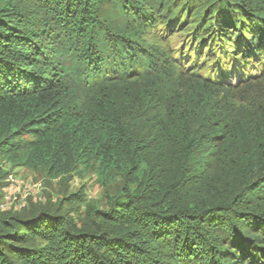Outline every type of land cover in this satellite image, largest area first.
Here are the masks:
<instances>
[{"label":"trees","instance_id":"obj_1","mask_svg":"<svg viewBox=\"0 0 264 264\" xmlns=\"http://www.w3.org/2000/svg\"><path fill=\"white\" fill-rule=\"evenodd\" d=\"M0 160L115 190L0 264H264V0H0Z\"/></svg>","mask_w":264,"mask_h":264},{"label":"rangeland","instance_id":"obj_2","mask_svg":"<svg viewBox=\"0 0 264 264\" xmlns=\"http://www.w3.org/2000/svg\"><path fill=\"white\" fill-rule=\"evenodd\" d=\"M175 45H178V48H185L188 45L187 50H190V38L182 37L175 42ZM197 52L189 53L186 60L197 59ZM202 58L200 54V59ZM228 63L229 65H225ZM225 64L223 65L229 76H239L241 70L239 66L231 63L229 59H226ZM252 69L250 67V72ZM0 167L3 171H7L0 178V181L4 182L0 183V215L13 212L19 216H25L32 211L45 208L59 210L62 213L69 211L72 214L77 209L87 210L96 204L105 206L108 201L107 194L115 193L114 187L109 190L102 187L93 175H88L85 179L75 177L67 181L61 176H48L39 168L10 167L1 160ZM73 192H81L82 199L78 202L80 206L67 205L68 198Z\"/></svg>","mask_w":264,"mask_h":264}]
</instances>
